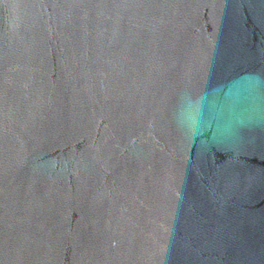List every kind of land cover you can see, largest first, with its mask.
Listing matches in <instances>:
<instances>
[{
  "label": "water",
  "instance_id": "95a60500",
  "mask_svg": "<svg viewBox=\"0 0 264 264\" xmlns=\"http://www.w3.org/2000/svg\"><path fill=\"white\" fill-rule=\"evenodd\" d=\"M0 264H264V0H0Z\"/></svg>",
  "mask_w": 264,
  "mask_h": 264
}]
</instances>
